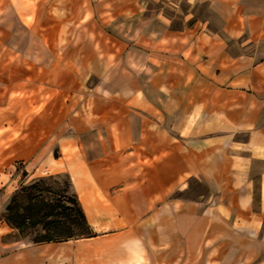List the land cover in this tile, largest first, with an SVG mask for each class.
<instances>
[{
	"label": "crops",
	"instance_id": "0c3cea01",
	"mask_svg": "<svg viewBox=\"0 0 264 264\" xmlns=\"http://www.w3.org/2000/svg\"><path fill=\"white\" fill-rule=\"evenodd\" d=\"M79 6L104 25L76 35L53 83L75 103L48 163L91 234L8 264H264V0Z\"/></svg>",
	"mask_w": 264,
	"mask_h": 264
},
{
	"label": "rangeland",
	"instance_id": "374dc122",
	"mask_svg": "<svg viewBox=\"0 0 264 264\" xmlns=\"http://www.w3.org/2000/svg\"><path fill=\"white\" fill-rule=\"evenodd\" d=\"M81 1L65 4L63 0H0V258L3 264H8L6 259L11 251L35 243L33 240L44 231L41 225L20 231L6 222L7 205L15 193L45 178L46 184L35 192L49 201L69 202V177L65 173H50L51 162H48L49 158L52 161L60 156L58 141L69 135L75 101L72 90L53 83H62L64 79L59 77V72L63 74L66 52L80 43L81 38L76 35L86 31L82 32L83 40L90 29L104 25V21H91L88 12L81 11ZM43 45L49 49L45 54L41 53ZM58 55L62 67L53 69L58 65ZM43 56L50 65L48 82L41 68ZM85 80L81 89L83 94H88L99 79L86 77ZM193 184L198 186L196 182ZM84 229L81 225L72 228L75 236L84 233Z\"/></svg>",
	"mask_w": 264,
	"mask_h": 264
},
{
	"label": "trees",
	"instance_id": "16d2710c",
	"mask_svg": "<svg viewBox=\"0 0 264 264\" xmlns=\"http://www.w3.org/2000/svg\"><path fill=\"white\" fill-rule=\"evenodd\" d=\"M45 184V178H41L23 187L21 192L15 193L7 205L6 222L20 231H24L28 226L41 225L44 231L36 236L33 240L35 243L63 241L77 237L72 230L73 225H81L85 228V232L81 235H90L91 230L76 196L71 193L68 197L69 202L49 201L35 192Z\"/></svg>",
	"mask_w": 264,
	"mask_h": 264
}]
</instances>
